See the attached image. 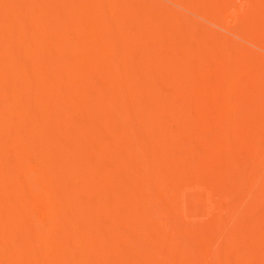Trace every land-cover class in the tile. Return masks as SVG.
I'll list each match as a JSON object with an SVG mask.
<instances>
[{
  "label": "bare ground",
  "instance_id": "6f19581e",
  "mask_svg": "<svg viewBox=\"0 0 264 264\" xmlns=\"http://www.w3.org/2000/svg\"><path fill=\"white\" fill-rule=\"evenodd\" d=\"M0 264H264V0H0Z\"/></svg>",
  "mask_w": 264,
  "mask_h": 264
}]
</instances>
